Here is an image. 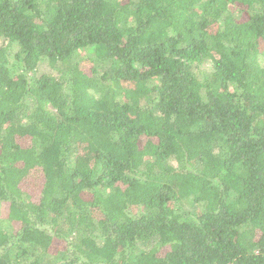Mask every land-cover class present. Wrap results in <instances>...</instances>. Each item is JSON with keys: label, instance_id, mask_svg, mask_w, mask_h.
I'll list each match as a JSON object with an SVG mask.
<instances>
[{"label": "trees", "instance_id": "1", "mask_svg": "<svg viewBox=\"0 0 264 264\" xmlns=\"http://www.w3.org/2000/svg\"><path fill=\"white\" fill-rule=\"evenodd\" d=\"M0 205V264H264V0H0Z\"/></svg>", "mask_w": 264, "mask_h": 264}, {"label": "rangeland", "instance_id": "2", "mask_svg": "<svg viewBox=\"0 0 264 264\" xmlns=\"http://www.w3.org/2000/svg\"><path fill=\"white\" fill-rule=\"evenodd\" d=\"M46 73H49V69H46V71H45ZM53 73H55V72H51V74L53 75ZM38 178V181H39V183H42V178L41 177H37ZM23 189L25 190V191H27V192H30V193H35V194H37L36 193V190H37V188H34V185H30V184H24L23 185ZM34 194V195H35ZM6 217V210H5V207H3V205H0V218H5ZM59 247H61L60 245H59ZM61 248H63V247H61Z\"/></svg>", "mask_w": 264, "mask_h": 264}]
</instances>
